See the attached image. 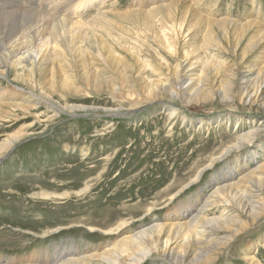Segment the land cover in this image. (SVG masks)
<instances>
[{"label": "rangeland", "instance_id": "obj_1", "mask_svg": "<svg viewBox=\"0 0 264 264\" xmlns=\"http://www.w3.org/2000/svg\"><path fill=\"white\" fill-rule=\"evenodd\" d=\"M27 1L38 8L46 5V0ZM130 1L119 0L124 9ZM192 4L198 14L216 20L227 17L243 21L247 13L255 16V11L260 10L257 16L264 21V0H192ZM95 8L84 14L89 16ZM144 19L133 18L130 24L122 21L129 28L117 32L127 35L131 43L141 40L136 37L144 31L137 27H142L140 21ZM201 23L195 30V40L207 31L204 26L207 24ZM151 30H146L148 37L142 50L154 56L159 48L149 36ZM213 30L207 33L209 45H204L198 53L199 59L190 63L192 73L178 87L188 89L187 81L195 79L203 66L206 76L202 83L217 78L213 89L218 92L210 102L203 100L186 106L173 94L142 97L141 108L132 115L108 117L105 109L132 107L126 101L115 100L113 95L119 89L65 95V100L57 94L53 98L55 102L79 108L69 110L70 116L59 113L47 118L41 113H50L51 109L46 111L39 106L36 119L13 125L10 121L0 123V142L5 135L27 132L6 157L0 158V257L3 260L19 261L34 252L41 256L46 250L51 255L63 245L68 250L79 251L82 257L93 253L95 247L98 253L122 250L127 248L121 243L126 235L163 224L168 214L189 204L198 210L208 209L204 210L207 219L219 218L224 214L220 207L204 206L219 200L223 205L227 196L235 195L229 189H223L219 195L213 193L237 182L238 172L234 169L239 164L244 166L241 171L252 173L253 178L258 177L264 183V105H260L264 102V73L257 74L264 64L261 49L264 43L254 49L245 39L235 48L237 36L231 31L222 35L217 28ZM168 62L175 60L168 58ZM215 67L224 72L214 74ZM144 74L149 79L156 78L149 71ZM8 76L11 80V75ZM0 83L4 87L3 80ZM255 95L258 104L253 102ZM145 99H155V103L145 105ZM164 107L174 110V116L170 117L171 111ZM29 124L33 126L27 129L25 126ZM253 186L256 185L246 184V190H258ZM242 189L239 187L237 191ZM261 191L264 194V187ZM40 193L49 198L44 200L38 196ZM255 195L251 192L243 198L253 200ZM146 214L149 216L145 217ZM190 215L181 222H186ZM120 225L123 227L115 231L118 235L105 236L86 229L94 227L103 231ZM64 227L67 230L42 238L45 231ZM149 235L152 239L156 232ZM140 244L146 247L145 241ZM152 255L139 264H159L155 254ZM213 257L211 264H249L245 257L264 264V215ZM189 259V264H206L204 260L195 263L192 257ZM163 264H173V260Z\"/></svg>", "mask_w": 264, "mask_h": 264}, {"label": "bare ground", "instance_id": "obj_2", "mask_svg": "<svg viewBox=\"0 0 264 264\" xmlns=\"http://www.w3.org/2000/svg\"><path fill=\"white\" fill-rule=\"evenodd\" d=\"M46 1V5L42 4L38 8L33 6L35 3L27 0H0V79L5 84L2 87L0 83V123L10 121L13 125L29 118L36 119L39 114L35 111L39 106L45 107L46 111L51 109L50 113H41L47 118H54L59 113L70 116L69 110L79 108L55 102L53 98L57 94L61 96V100H65V95H89L119 89L120 92L113 95L115 100L126 101L132 107L125 110L105 109L108 117L132 115L136 109L141 108L142 97L159 98L173 94L175 99L186 106L202 103L203 100L210 102L218 92L213 89L217 78L212 82L202 83L206 76L203 66L195 79L187 81L190 82L188 89L178 88L179 82L187 80V76L192 73L190 63L199 59L198 53L204 45H209L207 33L214 31L213 28L221 31L222 35H229L231 31L233 36H237L235 48L245 39L254 49L264 43V21L257 16L261 14L260 10L255 11V16L247 13L243 21L227 17L216 20L208 15L204 17L198 14L192 0H131L125 4L128 5L127 9H124L119 0L103 3V0ZM92 8H95L94 11L86 16L84 13L90 12ZM133 18L146 19L140 21L141 28L137 27L144 32L141 35L138 33L140 37L135 36L142 39H135L134 42L131 40V43L127 35L117 31L122 33L124 28H129L122 21L130 24ZM201 22L207 24L204 25L207 31L204 30L201 39L195 40V30ZM149 29H152L149 36L159 48L154 56L142 50L148 37L146 30ZM129 30L131 29L127 31ZM261 49L264 50V47ZM168 58L175 62H168ZM215 68L216 75L224 72L220 67ZM146 71L156 78L149 79L144 74ZM260 73H264V64L257 70V74ZM8 74L11 75V80ZM219 83L222 87V82ZM203 86H207V89ZM256 97L253 96L254 104H258ZM154 101L155 99H145L144 104L152 105ZM260 105H264V102ZM164 109L171 111L170 117L174 116V110L167 107ZM32 126L29 124L25 127L29 129ZM26 135V131H20L3 136L0 158L9 154L13 145ZM243 168L239 164L234 169L238 172L236 183L219 188L213 193L215 196L221 194L223 189H229L235 191V195H226L223 205L219 200L204 206L220 207L224 214L219 218L207 219L208 213L204 210L208 209L198 210L189 204L168 214L163 224L148 226L135 235H126L121 243L127 248L122 250L108 249L98 253V248L95 247L93 253L82 257L79 256V251L71 248L68 250L63 245L51 255L46 250L41 256L34 252L19 261L9 258L3 260L0 257V264H48V261L51 264H139L148 255L153 256L152 254H155L159 264L167 260H173V264H177V261L189 264L191 257L195 263L204 260L206 264H211L215 259L213 256L222 247L228 246L250 223L264 215V199H257L264 196L261 191L264 183L258 177L253 178L252 173L241 171ZM249 183L256 185L253 187L258 190H246V184ZM239 187L243 188L242 192L237 191ZM251 192L256 193L253 200L243 198ZM38 196L44 200L49 198L42 193ZM189 213L190 218L181 222ZM124 225L126 226L125 223ZM122 227L120 225L103 231L94 227L86 229L90 233L101 232L106 236L116 235L115 231ZM197 228L201 230L196 231ZM64 230L67 227L57 228L52 232L45 231L42 238H50ZM153 232H156V236L151 239L149 234ZM143 241L146 247H141L140 243ZM161 242L162 246L158 247ZM180 244L185 248L179 247ZM178 247L182 249L181 252ZM245 259L249 264H258L255 258Z\"/></svg>", "mask_w": 264, "mask_h": 264}]
</instances>
